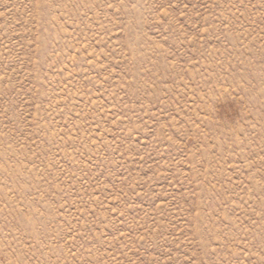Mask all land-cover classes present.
<instances>
[{
	"label": "rangeland",
	"instance_id": "rangeland-1",
	"mask_svg": "<svg viewBox=\"0 0 264 264\" xmlns=\"http://www.w3.org/2000/svg\"><path fill=\"white\" fill-rule=\"evenodd\" d=\"M0 264H264V0H0Z\"/></svg>",
	"mask_w": 264,
	"mask_h": 264
}]
</instances>
